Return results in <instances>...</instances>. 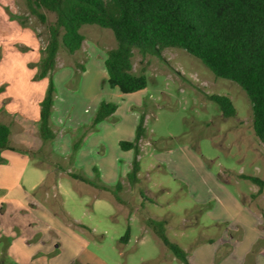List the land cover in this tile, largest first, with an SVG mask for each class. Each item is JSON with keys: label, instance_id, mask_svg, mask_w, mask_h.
I'll list each match as a JSON object with an SVG mask.
<instances>
[{"label": "rangeland", "instance_id": "rangeland-1", "mask_svg": "<svg viewBox=\"0 0 264 264\" xmlns=\"http://www.w3.org/2000/svg\"><path fill=\"white\" fill-rule=\"evenodd\" d=\"M4 5L32 31L28 49H19L24 62L10 54L7 65L35 69L48 42L47 25L28 12L26 0ZM42 13L49 23L56 20ZM81 33L82 50L59 51L57 70L72 77L67 82V73L60 75L56 86L60 142L35 134L20 145L16 138L15 147L30 151V171L41 167L46 180L19 203L0 202V226L8 231L0 240V264H183L150 219L169 220L167 237L197 264H264V185L247 178L264 181V144L246 92L186 51L166 49L165 62L135 52L134 74L145 72L148 87L124 95L110 86L105 68L117 47L113 31L86 25ZM212 95L229 97L236 116L226 118ZM103 102L117 111L101 130L87 125L74 131L76 123L96 117ZM140 117L147 135L141 181L133 186V153L120 142H132Z\"/></svg>", "mask_w": 264, "mask_h": 264}, {"label": "trees", "instance_id": "trees-1", "mask_svg": "<svg viewBox=\"0 0 264 264\" xmlns=\"http://www.w3.org/2000/svg\"><path fill=\"white\" fill-rule=\"evenodd\" d=\"M26 4L28 12L47 25L48 30V42L35 76L36 80L50 79L40 112V135L44 141L57 138L51 120L57 91L53 73L59 51L64 48L72 55L79 52L86 40L81 29L95 25L112 30L117 41V47L108 52L105 60L112 88L124 95L147 89L145 72L134 74L136 51L143 59L155 56L165 62L166 49L184 50L217 78L232 81L246 92L252 103L255 133L264 144V0H26ZM43 10L55 14L56 20L49 23ZM209 99L226 118L236 116L229 97L212 95ZM116 111V105L103 102L93 126ZM145 135V117H140L135 139L120 142L122 150L134 152L133 169L128 176L133 185L139 181L140 142ZM10 137L11 127L0 122V153L16 151ZM74 177L85 181L81 176ZM247 178L264 185L258 178ZM149 222L175 257L190 264L186 251L167 237V222ZM130 239L128 230L122 242L127 244Z\"/></svg>", "mask_w": 264, "mask_h": 264}, {"label": "crops", "instance_id": "crops-1", "mask_svg": "<svg viewBox=\"0 0 264 264\" xmlns=\"http://www.w3.org/2000/svg\"><path fill=\"white\" fill-rule=\"evenodd\" d=\"M5 0H0V122L9 125L11 127V145L15 147L16 138L20 139L19 144L28 145V140L31 135H40V112H41V102L44 100L46 96V92L48 89V78H45L40 81H34L36 74L38 73V65L42 57H39V60L35 61L34 64L37 67L35 69H30L28 64L22 65L20 67H14L12 65H7V57L8 55L14 56V58L19 59L21 61L24 60V51L21 47L27 48L29 35L32 32L29 28H25L22 26V22L19 17H16L14 13L7 10L4 5ZM5 6V7H4ZM35 36V49H39V44L37 43V36L33 32ZM85 43V42H84ZM83 48V47H82ZM19 49H21V52ZM28 49V48H27ZM45 49V48H44ZM82 50V49H81ZM44 51V50H43ZM78 53V52H77ZM59 57V55H58ZM24 62V61H23ZM33 63V62H32ZM57 68H58V59H57ZM64 73L67 71H56L53 73V78L56 86L59 85L60 75L64 76ZM63 74V75H62ZM66 75V74H65ZM67 80H71L72 77L67 73L65 77ZM64 79V80H65ZM40 82V83H39ZM44 83L47 84L44 86ZM43 84L42 87H38ZM34 87L39 91L34 94L32 91ZM76 89H79V85ZM70 92L76 90H70ZM78 91L77 93H80ZM75 93V94H77ZM55 99L56 96H55ZM30 101V102H29ZM20 104L21 107L17 108L16 104ZM57 104L55 100V105L53 107V115L51 120L52 129L54 130L57 138L54 141L55 144L60 142L61 138L59 133L56 131L54 114L56 112ZM87 110H85L86 112ZM73 117V114H72ZM95 117H91L90 119L83 120V122L76 123L72 126L74 131L77 128L80 130L83 126L90 125L94 130H101L103 124L95 126L93 128V121ZM147 119V117H146ZM146 122V120H145ZM86 124V125H84ZM68 129V124L65 125ZM138 127V126H137ZM64 128V127H63ZM66 128V129H67ZM137 130V128H136ZM67 134V133H66ZM65 134V135H66ZM147 135V129H146ZM136 137V133L133 141ZM146 137V136H145ZM145 137L140 142V147L144 149ZM16 148V151L6 150L0 153V202H3L5 205L8 203H19L23 199L30 196V192H38L40 188L43 186L46 180V172L44 173L43 169L39 166L34 168L33 171H30V167L32 164V158L30 156V151L27 149ZM132 154V158L134 157V152L129 151ZM142 158L143 156H139L140 165L142 168ZM77 165V163H76ZM132 172V171H131ZM130 172V173H131ZM129 173V174H130ZM128 174V176H129ZM141 169L138 174V183L141 181ZM148 178L151 176L148 174ZM121 183V182H120ZM120 186L119 193H122V183L118 184ZM134 186V185H133ZM118 189V187H117ZM167 222L166 228L169 226V220H164ZM8 235V231L3 230V226H0V240H4ZM4 237V238H2ZM8 237V236H7ZM188 255V260L190 264H197L193 261L191 256Z\"/></svg>", "mask_w": 264, "mask_h": 264}]
</instances>
